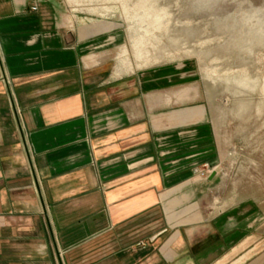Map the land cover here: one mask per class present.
<instances>
[{"label": "crops", "instance_id": "0c3cea01", "mask_svg": "<svg viewBox=\"0 0 264 264\" xmlns=\"http://www.w3.org/2000/svg\"><path fill=\"white\" fill-rule=\"evenodd\" d=\"M86 29L56 0H0V264L236 254L246 240L205 202L220 158L207 108L172 74L100 69Z\"/></svg>", "mask_w": 264, "mask_h": 264}, {"label": "rangeland", "instance_id": "374dc122", "mask_svg": "<svg viewBox=\"0 0 264 264\" xmlns=\"http://www.w3.org/2000/svg\"><path fill=\"white\" fill-rule=\"evenodd\" d=\"M56 1L102 44L100 69L172 74L207 108L220 158L205 202L246 240L207 264H264V0Z\"/></svg>", "mask_w": 264, "mask_h": 264}, {"label": "built area", "instance_id": "2783aa9c", "mask_svg": "<svg viewBox=\"0 0 264 264\" xmlns=\"http://www.w3.org/2000/svg\"><path fill=\"white\" fill-rule=\"evenodd\" d=\"M31 10H32V11H37V7H36V6H33V7L31 8ZM201 176H204V174L201 173Z\"/></svg>", "mask_w": 264, "mask_h": 264}, {"label": "water", "instance_id": "95a60500", "mask_svg": "<svg viewBox=\"0 0 264 264\" xmlns=\"http://www.w3.org/2000/svg\"><path fill=\"white\" fill-rule=\"evenodd\" d=\"M214 176H215V172H213V173L211 174V176L209 177V181H211V180L213 179Z\"/></svg>", "mask_w": 264, "mask_h": 264}]
</instances>
